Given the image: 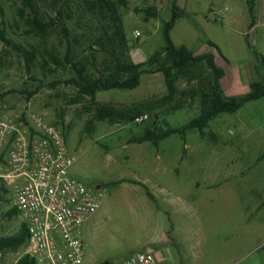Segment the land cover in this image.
Wrapping results in <instances>:
<instances>
[{
    "label": "rangeland",
    "instance_id": "1",
    "mask_svg": "<svg viewBox=\"0 0 264 264\" xmlns=\"http://www.w3.org/2000/svg\"><path fill=\"white\" fill-rule=\"evenodd\" d=\"M66 1L77 15L69 23L74 52L92 62L85 34L99 28V20L81 18L79 0ZM127 1L118 12L129 46L137 47L130 52L135 63L164 47L163 26L172 20L171 4L177 2L187 14L171 32L177 46L211 49L233 68L252 67L260 52L257 59L264 66V0L256 4L252 30L248 0H162L169 8H158V0ZM60 5L52 0L44 10L55 16ZM152 7L159 10L158 18L143 13ZM225 9L223 21H216ZM27 16L22 0H0V32L7 38L0 41V104L20 122L35 116L61 128L76 158L73 176L97 193L100 208L83 228L85 264L118 263L147 249L163 253L166 260L159 264H264V99L218 116L203 134L174 135L158 147L130 143L156 116L161 126L174 128L197 117L209 83L207 67L191 75L176 73L171 81L160 73L146 74L133 91L82 97L70 85L76 73L66 61V35L57 29L43 38ZM89 72L96 73L92 65ZM142 114L150 121L136 124ZM123 179L147 189L129 182L113 185ZM11 208V194L0 191V239L20 230L19 217L7 216ZM24 255L25 246L2 251L0 264H16Z\"/></svg>",
    "mask_w": 264,
    "mask_h": 264
},
{
    "label": "trees",
    "instance_id": "2",
    "mask_svg": "<svg viewBox=\"0 0 264 264\" xmlns=\"http://www.w3.org/2000/svg\"><path fill=\"white\" fill-rule=\"evenodd\" d=\"M23 5L28 11V25L41 37H46L60 29L66 35L68 51L66 61L76 73L75 78L70 80V85L78 89L79 95L95 99L100 92L109 91H133L137 89L146 74H162L167 81H171L176 73L188 71V75L193 74V70L200 69L205 65L209 71V83L203 93L201 109L199 115L182 125L181 127H171L167 123L161 126L158 116L153 119V125L144 130L137 137H133L130 143L144 144L151 143L158 147L161 141L174 135H182L183 139L187 132L198 130L204 133L211 121L222 114H233L243 108L246 104L253 101L264 99V77L260 81L252 82L250 91L241 97H228L221 86V80L225 76L223 68L216 65L215 56L206 54L194 56L186 46H177L171 37L178 20L187 17L185 10L178 6L177 2L171 4L173 17L170 22L163 26V37L165 45L161 50L156 51L145 62L135 63L132 61L130 52L137 49L136 46L130 47L129 41L123 28V16L119 14L118 7H128L127 0H79L82 7L81 18L89 15L95 16L99 20V28L94 32L89 30L86 34V42L89 43L91 61L78 59L73 49V42L69 30V23L75 20L71 2L60 0L61 5L55 12V16L46 13L44 8L50 5L52 0H22ZM260 0H248L251 24L249 30L256 26V4ZM136 13L140 11L134 10ZM146 18H158L159 10L155 7L147 8L143 11ZM191 14H188V17ZM0 41L7 43V38L0 32ZM209 46L215 48L219 53V48L212 42ZM259 59V53H256ZM89 65L95 68V74L89 72ZM199 72H197V76ZM148 121V120H147ZM147 121L143 122L145 124ZM150 121V118H149ZM24 123L27 124V122ZM140 124V125H142ZM166 127V128H165ZM125 182L137 184L146 188L145 185L132 180L123 179L114 182L113 185H121ZM147 189V188H146ZM0 191L8 194L9 190L0 185ZM149 198H154L148 192ZM17 216V211L12 207L7 216ZM28 233L24 225L21 224L17 234L0 239V252L7 250H18L25 246L28 241ZM16 264H34V262L24 255Z\"/></svg>",
    "mask_w": 264,
    "mask_h": 264
},
{
    "label": "built area",
    "instance_id": "3",
    "mask_svg": "<svg viewBox=\"0 0 264 264\" xmlns=\"http://www.w3.org/2000/svg\"><path fill=\"white\" fill-rule=\"evenodd\" d=\"M227 10L218 12L216 21H223ZM149 118L142 114L134 122ZM75 160L61 128L35 116L20 122L0 104V185L9 190L27 230L25 255L34 264H85L83 228L100 201L73 176ZM159 258L160 252L147 249L110 264H159Z\"/></svg>",
    "mask_w": 264,
    "mask_h": 264
},
{
    "label": "crops",
    "instance_id": "4",
    "mask_svg": "<svg viewBox=\"0 0 264 264\" xmlns=\"http://www.w3.org/2000/svg\"><path fill=\"white\" fill-rule=\"evenodd\" d=\"M156 5L158 6V8H160V7L169 8L170 7V3H168L169 6L164 5L162 0H158L156 2ZM193 24H194V22H193ZM193 28L195 29V31H196V29L198 30V26L196 24L193 25ZM249 44L251 47L254 46V43H252V41H249ZM188 48L191 50V52L194 54V56H201V55H206V54H213L215 56L216 65L223 68L225 71V76L221 80V86L223 88V91L225 92V94L228 97L235 98V97H241V96L246 95L250 91L251 83L256 82V81H260L261 78L264 77V75L261 74V70L264 71V66L263 67L261 66V63L258 61L257 56H255V59L253 60V66L252 67L250 66L249 68H246V67H241V68H235L234 67L233 68L231 66L226 67V64L229 66V64H228L229 62L226 61L225 57H222V56L215 54L211 49L210 50L207 49L205 52H196V51H194L193 48H191V47H188ZM258 53L261 54L260 52H258ZM141 62H143V61L136 62V63H141ZM200 109H201V107L199 108L198 111H196L197 116L200 113ZM217 118L218 117L214 118L213 120H215ZM261 121H264V119H261ZM126 180H128V179H126ZM132 181H135V180H132ZM135 182H139V181H135ZM139 183H141V182H139ZM98 189H101V187H98ZM153 197L155 198L154 195H153ZM84 238H85V236H84ZM169 240L170 239L167 235H165V238L162 239L163 242L164 241L167 242ZM85 242H86V249H87L86 238H85ZM159 259H160L159 260L160 263H163L166 260V258L162 252H160V258Z\"/></svg>",
    "mask_w": 264,
    "mask_h": 264
},
{
    "label": "water",
    "instance_id": "5",
    "mask_svg": "<svg viewBox=\"0 0 264 264\" xmlns=\"http://www.w3.org/2000/svg\"><path fill=\"white\" fill-rule=\"evenodd\" d=\"M103 264H110V262H105V263H103Z\"/></svg>",
    "mask_w": 264,
    "mask_h": 264
}]
</instances>
